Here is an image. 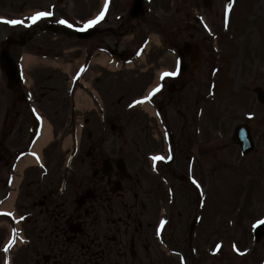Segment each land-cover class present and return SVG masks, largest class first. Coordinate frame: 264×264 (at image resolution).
<instances>
[{
  "label": "rangeland",
  "instance_id": "obj_1",
  "mask_svg": "<svg viewBox=\"0 0 264 264\" xmlns=\"http://www.w3.org/2000/svg\"><path fill=\"white\" fill-rule=\"evenodd\" d=\"M51 1L53 2L54 0H0V10L4 8V10L12 9L13 11H19V8H25L24 11L30 12L36 8L48 7ZM55 1L57 2V11H63L64 15L67 13L69 15L68 18L75 19L73 23L76 25L77 17L86 19L88 16L94 14L100 5L98 0ZM127 1L128 0H121V4L123 5V2L127 3ZM152 1L153 3L148 4L152 12H148L145 20L157 22V16L154 14L156 11H159L160 15L164 17L165 13L159 10V8H164L166 10L180 8V12L167 23L168 29L173 31V34L178 37V41H184L188 39L190 33H194L196 36L198 34L197 30L196 32L189 30V25L184 29L181 27L180 30L179 26H182L183 20H189L186 18L185 14L191 12V14L195 16L199 15L201 17L206 15L214 32H218L217 40L219 41V48L215 50V55L212 54L210 50L208 51V42L206 44L207 48L204 47L201 50L202 57L196 69L197 72L195 73L197 74V80L196 82H192L190 90L186 92L188 102L186 100V102H184L185 104L183 103L190 112L189 117L191 118V122L194 121L193 117L197 99L205 103L206 106V112L204 118H202L203 122H205L204 137L201 142L196 141L194 144V146L197 145L195 148L200 150H198V154L195 156V179L197 182H189L187 179L180 180L181 174L185 172L184 168L187 163V157L191 155V151L187 146L188 143H186L185 145L183 144L184 146L181 148V165L177 166L175 162L170 165V167L173 168L181 167V172H178L176 176L171 175V173L167 175L169 184L175 187V196L169 198L165 184L158 177L153 176L152 179L157 182L159 192L154 196L155 192L152 191V195L146 194V197H141L139 199L141 202L146 204L149 203L150 207L154 204V206H156V211H151L150 214H144L142 217L144 218L146 216L147 219L151 216L153 217L152 226L150 227V237L154 243L153 249H151L153 251H150L146 256L145 250L142 249L136 264H179L178 257L175 254H169L153 235L155 223L158 217H160L159 211L162 205L167 206L169 211L173 210V222L177 228V235L181 243L180 245L177 244V246L180 249H184L187 246L186 238L188 236V228L193 217L197 213L203 214L201 225L198 227V240L196 241V246L198 247L197 254L200 256L199 263L264 264V238L259 243L254 242L253 238L254 224L258 221H264V106L257 101V96L254 93V89L257 86H261L264 89V0H242L243 3L241 8L238 2L239 8L234 10L229 30H227V21L222 17L225 0H212V6L209 10L202 6L201 0ZM171 3L175 5L171 6ZM115 4L117 5L118 3ZM12 15L16 14L14 13ZM114 22H116L115 25L118 26L117 19H115ZM177 23L179 24L177 25ZM156 27H158L157 24L150 28L148 33H159V31H162V29ZM147 28H149V25L145 24V22L138 25L136 32H133L132 28H122V30L125 29L123 30V36L127 34V36L137 35L142 37L144 33H146ZM207 33L212 36L208 30ZM3 34L4 32L1 33L0 38L3 37ZM96 39V41L101 43H103V41L112 42L113 48H115L113 42L122 44L128 43L129 41L126 40L125 37H120L119 34L107 35L104 40L103 36H98ZM51 40L53 45L61 41L60 38L56 39V42H53L55 39ZM195 41L199 42V39ZM71 42V44L77 45L85 44L84 40L78 41L77 38ZM42 43L46 46L49 45L48 40ZM134 43L135 42H132V47L138 44ZM129 45V43L126 44L124 48L128 50ZM159 45L160 44L154 45L147 57L148 61L156 62V66H159V61L166 53L162 48H159ZM20 47L19 45L10 47L13 56L18 54ZM32 51L35 52L34 50ZM79 51L70 53L66 64L61 60L63 62L62 68L70 65L68 62L71 60L77 57L80 59L82 53L79 55ZM218 56L219 58L217 59ZM164 62L167 67L172 65L173 57L171 60L168 58ZM38 63L42 65L41 68L32 74L35 76L34 78L36 80L43 77L49 79L50 76L51 81L49 83L51 88L46 89V91L52 89L53 93L51 94H53V96L50 97L48 101L52 99L59 100L63 103L65 92H63L62 87L63 83L66 82L65 75H60L58 72L60 70H54V66H51V64H54L53 62L41 61V63ZM142 68L143 65L139 64L135 69L123 70L117 74H110L111 72L106 71L104 76L96 81V84L102 95L105 108L109 111H113L112 109H115V107L119 108L118 111H113L110 117L108 116L107 121L118 123L116 119L118 115H124L125 117L124 120H119V122L120 124H124V126L127 123L128 126L126 125V128H129L128 131L131 132L128 135L126 134L129 142L127 141V143H125L123 141L125 143V148L128 150V154H132L133 152V158L144 159L146 167H149L150 161L147 154L156 150L163 151L164 142L156 119H154L149 112L143 110L140 103L135 102L136 97L140 95L142 88L151 80L152 74L154 73V69L142 73ZM210 69L213 70V73H217L214 79H211V74L210 76L207 75V71ZM131 75H134L136 78H133ZM129 80L130 83L127 87L126 85H121L122 81L124 83ZM134 80L135 83H133ZM112 81L114 82L113 85H111ZM213 83L214 86H212ZM5 84L6 83L3 82V88L0 82V120L7 100L13 98V93L10 91L8 93L7 89H5ZM204 98H209L212 101L214 99V101L208 102L204 100ZM131 99L135 108L130 112L132 114L131 116H126V114L122 112V108H124ZM48 101H46L45 104ZM56 104L57 102L53 106ZM64 105L65 109L59 107L58 110L64 112L67 107L71 106V99L68 98V101H65ZM213 116H215V119H213ZM83 118L87 120V130L84 134L83 149H87L88 129H91L92 132L94 131V136H92L91 139L95 141L97 138L98 141L101 140L100 136H103V134L99 132L100 120L97 112L94 111L91 114H85ZM181 118L182 114L179 115V113L177 114L175 111L176 125L181 124ZM238 121L248 122L252 128L253 136L257 141V148L246 155V157L244 156L243 160L238 158L240 157L238 154L239 146L232 137L231 139H229L228 136H225L223 139H216L212 137L209 129H206L207 125L212 123L214 128L221 129L227 135L228 130L230 133L232 125L234 126ZM58 122L61 124L60 120ZM149 122L153 125L151 126ZM186 132H190V129ZM152 133L153 136L151 135ZM9 140H12V138ZM232 145L235 146L233 150L231 149ZM208 160L212 161V163H220L221 173L218 168L216 169L219 173L218 176H213V167L207 164ZM225 163H227L228 166L224 167ZM52 166L54 170H51V173L44 177V179L40 177V182L47 181L48 183H54L52 186L55 187V194L58 195L57 184L60 178L55 172L59 171L61 165L53 164ZM5 171L6 169H4L3 164L0 163L1 189H3L1 187V181L3 180L1 179L2 176L5 175ZM81 173H84V175L90 173L89 161H86L83 165L79 166V168L77 167V174L80 175ZM75 180H77V178H74V181ZM191 183L198 184V188L195 189ZM75 184L78 183L75 181ZM77 189H79V186ZM204 191H207L205 192L206 195L208 194L206 203L203 199ZM63 197L64 195L61 198ZM22 199H24V197ZM23 202L25 208H19V212L25 213L31 211L33 215L31 218L33 219L36 217L38 214L37 209L31 207V200L24 199ZM200 203L201 209L203 210L198 207ZM188 214H191V217H188ZM31 227L32 225L28 226L30 230ZM184 227L185 231L183 230ZM170 230L171 229L165 231L167 238L171 236ZM186 251H188V247ZM27 261L28 264H32L33 258L30 257ZM189 261L190 258H187L188 264Z\"/></svg>",
  "mask_w": 264,
  "mask_h": 264
},
{
  "label": "flooded vegetation",
  "instance_id": "obj_2",
  "mask_svg": "<svg viewBox=\"0 0 264 264\" xmlns=\"http://www.w3.org/2000/svg\"><path fill=\"white\" fill-rule=\"evenodd\" d=\"M169 83L165 80L164 87L152 98L161 100L171 124L178 110L184 115L186 126L189 110L184 105L187 100L184 89L176 84L170 89ZM118 131L120 135L126 133L123 127ZM105 140L96 141L92 147L94 178L86 181V188L80 193L81 201L78 197L74 202L69 201L73 195L72 179L69 180L71 192L60 200L54 196L51 182L46 187L35 185L40 197L33 205L38 214L32 219L33 231L26 228L31 244L21 252L16 264H28L30 257L32 264H136L142 249L145 254L153 249L150 237L153 217H142L154 207L151 205L148 210L147 204L139 200L138 184L123 178L118 159L124 157L129 162L123 147L107 148ZM130 165L134 174L141 173L139 164Z\"/></svg>",
  "mask_w": 264,
  "mask_h": 264
},
{
  "label": "snow or ice",
  "instance_id": "obj_3",
  "mask_svg": "<svg viewBox=\"0 0 264 264\" xmlns=\"http://www.w3.org/2000/svg\"><path fill=\"white\" fill-rule=\"evenodd\" d=\"M229 8H231V5H229ZM106 11H107V4H105L104 11L100 12V14L95 19L88 21L87 26L91 27L94 24L98 23L100 20H102L104 18ZM51 15H52L51 12H37L35 15L30 16L28 19H30L33 23H35L36 21L40 20L41 18H45V17L51 16ZM0 19H2V18H0ZM6 22L9 24H13V25L18 24V23L19 24L24 23L23 20H19V21L18 20H8ZM60 23L66 24L69 27L73 26V25L69 24V22L67 20H61ZM178 74H179L178 71L177 72H171V73H164L165 76H175ZM161 87H162V85L158 86L157 88H155L153 90V92L148 97H145V99L142 101H137V103H143L145 101H150L151 97L154 96L157 92H159ZM155 159H163V157H156ZM5 251H7V249H5Z\"/></svg>",
  "mask_w": 264,
  "mask_h": 264
},
{
  "label": "bare ground",
  "instance_id": "obj_4",
  "mask_svg": "<svg viewBox=\"0 0 264 264\" xmlns=\"http://www.w3.org/2000/svg\"><path fill=\"white\" fill-rule=\"evenodd\" d=\"M34 61H35V58L33 56L26 55V57H25L26 65H28V63H32ZM81 104H83V103L81 102ZM48 131H49V127H47L46 131H43L42 136H41L40 140L38 141V146H40V147L43 146L50 139V136L48 135ZM32 162H33V160L28 158L23 165L28 164V163H32ZM14 199H15V194H13V196L11 197V199L8 203L9 206H12Z\"/></svg>",
  "mask_w": 264,
  "mask_h": 264
},
{
  "label": "water",
  "instance_id": "obj_5",
  "mask_svg": "<svg viewBox=\"0 0 264 264\" xmlns=\"http://www.w3.org/2000/svg\"><path fill=\"white\" fill-rule=\"evenodd\" d=\"M9 68V67H8ZM10 69V68H9ZM257 233H258V238L259 239H261L262 237H263V235H264V228L262 227H260V228H258L257 229Z\"/></svg>",
  "mask_w": 264,
  "mask_h": 264
}]
</instances>
